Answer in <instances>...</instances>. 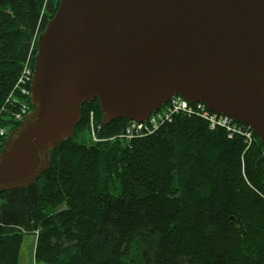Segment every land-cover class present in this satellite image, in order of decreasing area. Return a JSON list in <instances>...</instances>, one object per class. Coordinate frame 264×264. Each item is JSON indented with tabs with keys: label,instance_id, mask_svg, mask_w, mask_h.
<instances>
[{
	"label": "trees",
	"instance_id": "16d2710c",
	"mask_svg": "<svg viewBox=\"0 0 264 264\" xmlns=\"http://www.w3.org/2000/svg\"><path fill=\"white\" fill-rule=\"evenodd\" d=\"M42 4L0 0V126L19 125L9 116L21 103L7 98L59 0L44 15ZM91 110L102 124L97 99L84 103L73 138L36 182L0 192V264H18L23 234L35 230L34 260L47 264H264V198L251 187L264 194L257 135L244 152L242 138L178 116L128 145L114 138L120 118L102 124L106 141L87 145L78 138Z\"/></svg>",
	"mask_w": 264,
	"mask_h": 264
},
{
	"label": "water",
	"instance_id": "95a60500",
	"mask_svg": "<svg viewBox=\"0 0 264 264\" xmlns=\"http://www.w3.org/2000/svg\"><path fill=\"white\" fill-rule=\"evenodd\" d=\"M176 94L264 143V0H60L37 37L33 108L0 150V192L28 188L84 103L142 121Z\"/></svg>",
	"mask_w": 264,
	"mask_h": 264
},
{
	"label": "built area",
	"instance_id": "2783aa9c",
	"mask_svg": "<svg viewBox=\"0 0 264 264\" xmlns=\"http://www.w3.org/2000/svg\"><path fill=\"white\" fill-rule=\"evenodd\" d=\"M48 1L49 0H45V3ZM37 32L38 29L34 33V39L31 42L29 53L21 67L23 69V73L19 80L20 87L23 85L28 86L31 79L32 69L29 62L32 58L34 40L36 39ZM20 94L22 96H27L29 94L28 88H23L20 91ZM28 109V105L23 104L16 120H20ZM177 116L198 118L203 120L210 130L221 129L230 139L234 137L242 138L244 142V152L251 147L255 138L254 132L250 127L234 121L229 116L210 111L202 102H189L177 95L171 97L163 106L150 113L145 121L128 120L124 130L116 137L130 145L135 139L155 134L163 126L172 123ZM100 131L101 125L95 123L94 112L91 111L88 123V134L91 142H100L105 140L99 136ZM4 133L5 129L0 128V135H4Z\"/></svg>",
	"mask_w": 264,
	"mask_h": 264
},
{
	"label": "rangeland",
	"instance_id": "374dc122",
	"mask_svg": "<svg viewBox=\"0 0 264 264\" xmlns=\"http://www.w3.org/2000/svg\"><path fill=\"white\" fill-rule=\"evenodd\" d=\"M26 87L27 86L23 85L19 88L14 89L13 96L9 97L13 101V104L15 101L20 102L21 104H26V102L24 101L25 99H23V100L19 99V98H21L20 91ZM5 104H7L6 101H5ZM20 109H21V107L18 106L17 110L12 112L11 116H9L11 118L9 120L16 119ZM2 110H6L5 106L2 107ZM94 117H95V113H94ZM4 118L6 121H9V120H7L8 119L7 117H4ZM12 128H13V124H10L9 126H7V134L10 132V130ZM80 139L82 142H84L86 144L90 143L89 134L87 132L82 133L80 136ZM256 143H257V138H254L251 146H254ZM262 156L264 157V148L262 150ZM242 162H243V160H242ZM263 196H264V194L262 195V198H263ZM35 240H36V237L33 233H24L23 234V241L21 244L20 252H19L18 264H47V263L39 262V261L36 262L34 260Z\"/></svg>",
	"mask_w": 264,
	"mask_h": 264
},
{
	"label": "bare ground",
	"instance_id": "6f19581e",
	"mask_svg": "<svg viewBox=\"0 0 264 264\" xmlns=\"http://www.w3.org/2000/svg\"><path fill=\"white\" fill-rule=\"evenodd\" d=\"M47 12V4L45 3V1L43 0V4H42V7H41V10H40V15H44V13H46ZM22 73H23V69L22 68H20V71H19V73H18V75H17V77H16V80H15V82H14V84H13V87H12V90L10 91V93H9V95H8V98L9 97H11V96H13V91H14V89L15 88H19L20 87V84H19V80H20V78H21V75H22ZM7 98V99H8ZM243 176L245 177V175H244V173H243ZM246 178V177H245ZM246 181H247V179H246ZM247 183L250 185V183L247 181ZM251 186V185H250ZM261 197H262V195H263V193H261L259 190H257L256 188H254L253 186H251ZM264 198V197H263ZM23 232V231H22ZM33 234L35 235V237H36V239H37V236H38V230H35L34 232H33Z\"/></svg>",
	"mask_w": 264,
	"mask_h": 264
}]
</instances>
